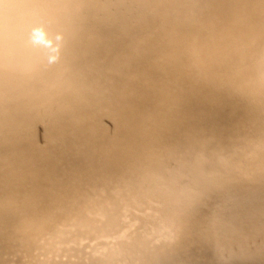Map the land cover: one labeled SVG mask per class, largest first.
Instances as JSON below:
<instances>
[{
  "label": "bare ground",
  "instance_id": "1",
  "mask_svg": "<svg viewBox=\"0 0 264 264\" xmlns=\"http://www.w3.org/2000/svg\"><path fill=\"white\" fill-rule=\"evenodd\" d=\"M4 15L10 61L42 70L31 78L10 75L8 98L0 96V113H7L0 116V264H54L38 255L74 225L49 231L54 226L45 223L46 210L37 202L52 190L77 181L82 190L102 196L112 187L110 179L141 168L174 186L177 196L193 183L219 184L187 217L181 239L160 264H264V159L259 138L247 136L259 129L258 98L250 103L219 89L182 84L175 111L168 113L171 99L163 83L169 75L131 56L130 33L102 27L97 45L80 59L69 57L63 73L60 65L43 67L61 56L54 25H34L37 14L15 6ZM201 39L206 46L209 40ZM65 82L74 91H66ZM12 170L15 178L9 177ZM169 229L158 218L123 240L96 234L88 245L115 257L100 264H151L141 253ZM30 253L32 259L26 258Z\"/></svg>",
  "mask_w": 264,
  "mask_h": 264
},
{
  "label": "snow or ice",
  "instance_id": "2",
  "mask_svg": "<svg viewBox=\"0 0 264 264\" xmlns=\"http://www.w3.org/2000/svg\"><path fill=\"white\" fill-rule=\"evenodd\" d=\"M11 6L36 13L34 25H54L60 33V59L48 61L44 68L60 65L65 73L69 57L80 59L86 49L97 45L102 27L115 26L133 35L132 57L168 73L163 83L171 99L168 113L175 111L182 84L219 89L250 103L258 98L259 129L250 130L247 136L259 138L264 159V0H0V96L5 99L10 75L23 73L31 78L42 70L38 64L26 69L21 62L9 59L12 37L4 13ZM197 9L204 14L199 15ZM149 18L156 23H146ZM202 36L209 40L206 46L201 43ZM63 77L50 82L49 88L57 87ZM65 84L66 91H74L70 83ZM6 115V111L0 113ZM261 174L264 176V167ZM16 176V170L9 173L10 178ZM3 180L0 171V183ZM108 183L112 187L102 196L82 190L73 181L37 202L46 210L45 223L54 226L49 229L52 234L74 225L54 248L38 255L39 259L54 264H100L115 257L101 255L88 245L94 235L120 241L135 229L142 231L149 220L164 218L170 225L167 234L141 253L142 259L160 264L161 255L181 239L187 217L207 190L219 187L213 181L193 183L177 196L174 186L145 168ZM25 257L32 259V253Z\"/></svg>",
  "mask_w": 264,
  "mask_h": 264
}]
</instances>
